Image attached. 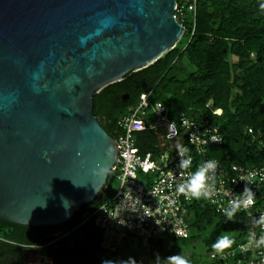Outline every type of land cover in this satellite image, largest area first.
<instances>
[{"label": "water", "instance_id": "1", "mask_svg": "<svg viewBox=\"0 0 264 264\" xmlns=\"http://www.w3.org/2000/svg\"><path fill=\"white\" fill-rule=\"evenodd\" d=\"M176 5L0 0L1 219L58 226L98 197L118 151L94 97L177 47Z\"/></svg>", "mask_w": 264, "mask_h": 264}, {"label": "trees", "instance_id": "2", "mask_svg": "<svg viewBox=\"0 0 264 264\" xmlns=\"http://www.w3.org/2000/svg\"><path fill=\"white\" fill-rule=\"evenodd\" d=\"M192 1L177 0L184 5ZM260 3L264 0H196L195 15L180 19L186 28L184 45L182 39L174 50L153 65L129 73L123 81L95 95V111L108 134L116 140L120 131L118 121L127 108L137 103L141 94L151 93L153 102L169 107L172 120L183 114L195 120L208 116L219 126L224 142L211 146L209 157L218 158L226 165L264 166V148L259 144V139L264 138V12L259 8ZM180 61L191 66L188 76L174 75ZM210 102L212 109L222 111L220 116L208 109ZM136 139L141 153L157 152L159 137L154 131L137 133ZM139 176L143 181L144 175ZM115 180L111 171L98 197L82 205L62 225L23 226L1 218L0 224L63 231L67 236L60 244L70 247V254L61 264H102L106 260L103 255L109 252L101 247V230L92 219H85L97 208L103 195L111 197L110 187ZM252 190L258 205L264 207V184ZM188 221L190 237L183 240L211 241L226 231L235 239L229 249L241 242V235L236 231L247 223L242 215L228 221L207 200L193 201ZM44 240L47 243L52 237L45 236ZM149 244L162 258L174 253V248L166 250L161 239L151 240ZM118 254L121 252L109 253L113 257ZM211 264L221 262L212 259Z\"/></svg>", "mask_w": 264, "mask_h": 264}, {"label": "built area", "instance_id": "3", "mask_svg": "<svg viewBox=\"0 0 264 264\" xmlns=\"http://www.w3.org/2000/svg\"><path fill=\"white\" fill-rule=\"evenodd\" d=\"M186 12L195 15L196 0L187 5L177 2L176 19H183ZM207 107L213 115L222 114L221 110L218 112L219 109H212V102ZM118 127L120 131L115 140L118 155L111 169L119 181L118 189L109 198L103 195L97 208L90 215L87 212L85 219H92L101 230V247L106 252H121L131 239L142 241L145 245L163 236L188 239L191 232L188 216L194 200L178 196L175 186L202 162L215 160L219 163L216 185L218 194L214 197L216 203L209 202L223 216L221 209L227 207L232 196L244 189L245 182L241 181V176L254 171L257 173L255 182L248 186L254 189L264 184V166L226 165L220 159L208 156L211 146H219L224 142L219 126L208 116L195 120L183 114L172 120L169 107L161 102H153L151 93L141 94L138 102L127 108L118 121ZM145 131L157 133V152L141 153L136 135ZM249 133L253 134V130L249 129ZM177 144L190 150L191 167H180L181 156ZM259 144L264 148V138L259 139ZM145 169L148 171L145 172ZM140 174L144 175L143 181ZM261 214H264V207H260L257 200L251 209V216L244 211L238 212L236 215H242L247 220L236 231L241 235V242L227 249L223 257L214 255L212 251L211 258L221 264H264V248L240 250V246L247 243L249 230H254L257 238L261 234L260 228H254L253 225V218L259 219Z\"/></svg>", "mask_w": 264, "mask_h": 264}, {"label": "clouds", "instance_id": "4", "mask_svg": "<svg viewBox=\"0 0 264 264\" xmlns=\"http://www.w3.org/2000/svg\"><path fill=\"white\" fill-rule=\"evenodd\" d=\"M259 8L264 12V3L259 4ZM162 108V106H161ZM220 110H218L219 112ZM185 123H187L185 121ZM171 126V125H170ZM215 141V137L212 138ZM207 143V141H205ZM178 154L181 156L180 167L187 169L191 167L190 150L184 146L177 144ZM110 154V150L109 153ZM219 163L215 160H208L197 165L195 170L186 178L175 186V192L178 196L182 195L187 200H208L211 203H216L214 197L217 196V169ZM98 169L103 170V167ZM145 172L148 169L144 170ZM257 173L249 171L246 175L240 177L241 181L245 182L244 189L241 193H236L228 200L227 207L221 209L228 221H234L238 212L244 211L251 216V209L256 205V193L249 187V184L255 182ZM67 200H64V204ZM254 228H260L261 234L257 238L254 230H249L247 243L240 246V250L248 251L250 248H264V214H261L259 219L253 218ZM175 235H184V233H175ZM235 243L234 237L229 232H221L216 241L211 244L214 255L223 257L225 251L232 247ZM102 264H137V261L129 257L127 260L119 262L112 260H104ZM153 264H191V261L183 254L169 255L161 258L156 254Z\"/></svg>", "mask_w": 264, "mask_h": 264}, {"label": "flooded vegetation", "instance_id": "5", "mask_svg": "<svg viewBox=\"0 0 264 264\" xmlns=\"http://www.w3.org/2000/svg\"><path fill=\"white\" fill-rule=\"evenodd\" d=\"M45 236L52 240L45 242ZM63 231L0 224V264H61L70 247L60 244Z\"/></svg>", "mask_w": 264, "mask_h": 264}, {"label": "rangeland", "instance_id": "6", "mask_svg": "<svg viewBox=\"0 0 264 264\" xmlns=\"http://www.w3.org/2000/svg\"><path fill=\"white\" fill-rule=\"evenodd\" d=\"M192 16L193 13L186 12L184 19H189ZM186 40L187 37L183 39V45L185 44ZM190 71L191 66L189 64H185L184 61H180L176 65L174 75L188 76ZM118 186L119 181L116 179L110 187L111 196H113L114 193L117 191ZM160 239L164 241L166 250H171L172 248H174V253L172 255L179 253L183 254L191 261V264L212 263V258L210 257L209 251L212 249L211 244L214 243L217 238L211 241L199 240L197 242H188L187 240L183 239L174 240V238L171 236H163ZM156 254L159 253L153 251L152 244L145 245L142 241L132 244L128 241L127 245L123 248L121 254H118L117 256L113 257L109 255V253H105L102 258L119 262L122 260H127L129 257H132L137 261V264H153L156 258Z\"/></svg>", "mask_w": 264, "mask_h": 264}, {"label": "crops", "instance_id": "7", "mask_svg": "<svg viewBox=\"0 0 264 264\" xmlns=\"http://www.w3.org/2000/svg\"><path fill=\"white\" fill-rule=\"evenodd\" d=\"M129 242L132 243V244H135L136 243V239H131Z\"/></svg>", "mask_w": 264, "mask_h": 264}]
</instances>
